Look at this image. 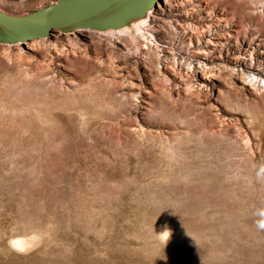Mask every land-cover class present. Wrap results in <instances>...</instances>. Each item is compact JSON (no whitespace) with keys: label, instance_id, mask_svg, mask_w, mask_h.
Listing matches in <instances>:
<instances>
[{"label":"rangeland","instance_id":"1","mask_svg":"<svg viewBox=\"0 0 264 264\" xmlns=\"http://www.w3.org/2000/svg\"><path fill=\"white\" fill-rule=\"evenodd\" d=\"M84 2L0 14L41 23ZM3 25L0 264H264V0Z\"/></svg>","mask_w":264,"mask_h":264},{"label":"water","instance_id":"2","mask_svg":"<svg viewBox=\"0 0 264 264\" xmlns=\"http://www.w3.org/2000/svg\"><path fill=\"white\" fill-rule=\"evenodd\" d=\"M113 1L114 0H103V1L97 2L93 5L85 7L84 9L78 10V11L72 13L71 15L65 17V18L54 21L49 26H32V25L23 23L21 21H18L17 19H15L13 17L7 16V15H1V14H0V19L3 22L8 23L10 25L18 26L20 28H24V29L29 30L31 32L41 34L45 31L49 30L51 27L59 26V25H62L64 23H67V22H70L73 20H77V19L83 18L85 16H89V15L93 14L94 12L104 8L105 6L112 3Z\"/></svg>","mask_w":264,"mask_h":264},{"label":"bare ground","instance_id":"3","mask_svg":"<svg viewBox=\"0 0 264 264\" xmlns=\"http://www.w3.org/2000/svg\"><path fill=\"white\" fill-rule=\"evenodd\" d=\"M100 1H103V0H86V2H84L82 5H79V6H75L76 8H73L72 10H70V11H68V12H65L64 14H61V15H58L57 17H55V18H51V19H49L48 21H43V22H41V23H29V22H27V21H25V19H20V18H15V19H17L18 21H21V22H23V23H26V24H29V25H32V26H49V25H51L54 21H57V20H59V19H62V18H65V17H67V16H69V15H71L72 13H74V12H76V11H78V10H81V9H84L85 7H87V6H90V5H93V4H95V3H97V2H100ZM125 9V8H124ZM96 16V15H95ZM95 16H93V17H95ZM87 17H89V16H85V17H83V18H80V19H77V20H73V21H70V22H67V23H64V24H62L61 26H64V27H68L69 28V26H71V25H73V24H75V23H77L78 21H82L83 19H85V18H87ZM117 17V16H116ZM145 21V20H144ZM0 22H2V24H4L3 26L5 27V28H7L8 30H12V31H14V32H17V33H19V34H29V35H38V34H36V33H34V32H31V31H29V30H26V29H24V28H20V27H18V26H14V25H10V24H8V23H5V22H3V21H0ZM145 23V22H144ZM144 23H143V25H144ZM142 25V24H141ZM46 32V31H45ZM45 32H43V33H41L40 35H45L44 33Z\"/></svg>","mask_w":264,"mask_h":264},{"label":"clouds","instance_id":"4","mask_svg":"<svg viewBox=\"0 0 264 264\" xmlns=\"http://www.w3.org/2000/svg\"><path fill=\"white\" fill-rule=\"evenodd\" d=\"M259 215H261L262 219L257 222V226L261 229H264V211L260 212ZM171 237V232L168 230V228L165 226L164 230L159 234V240L161 242H168Z\"/></svg>","mask_w":264,"mask_h":264}]
</instances>
